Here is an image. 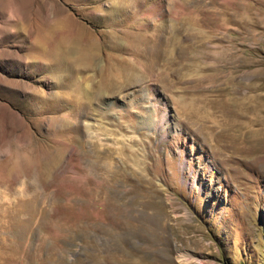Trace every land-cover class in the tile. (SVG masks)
Wrapping results in <instances>:
<instances>
[{
    "label": "rangeland",
    "instance_id": "374dc122",
    "mask_svg": "<svg viewBox=\"0 0 264 264\" xmlns=\"http://www.w3.org/2000/svg\"><path fill=\"white\" fill-rule=\"evenodd\" d=\"M0 264H264V0H0Z\"/></svg>",
    "mask_w": 264,
    "mask_h": 264
},
{
    "label": "bare ground",
    "instance_id": "6f19581e",
    "mask_svg": "<svg viewBox=\"0 0 264 264\" xmlns=\"http://www.w3.org/2000/svg\"><path fill=\"white\" fill-rule=\"evenodd\" d=\"M126 76H127V74H126ZM122 78H123L122 82H120L116 87L111 88L112 92H117V91L121 90V88H123L125 86L126 82H129L131 80V77L129 78V76H128V78H126L122 75Z\"/></svg>",
    "mask_w": 264,
    "mask_h": 264
}]
</instances>
